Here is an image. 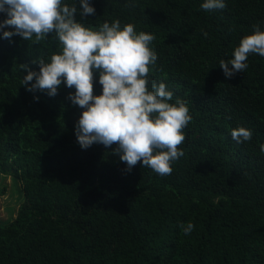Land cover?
Wrapping results in <instances>:
<instances>
[{
  "label": "trees",
  "instance_id": "trees-1",
  "mask_svg": "<svg viewBox=\"0 0 264 264\" xmlns=\"http://www.w3.org/2000/svg\"><path fill=\"white\" fill-rule=\"evenodd\" d=\"M204 2L90 0L95 15L76 16L93 30L119 19L121 29L132 23L155 36L150 78L192 116L168 176L141 163L127 171L116 145L82 149L75 125L83 109L68 99L75 89L62 83L50 97L21 83V64L39 71L33 60L60 52L55 33L34 44L0 30V175L24 196L16 217L0 220V264H264V57L250 54L231 78L219 66L253 25L264 31V0H225L213 11ZM241 126L250 141L232 138ZM189 222L185 235L180 225Z\"/></svg>",
  "mask_w": 264,
  "mask_h": 264
},
{
  "label": "clouds",
  "instance_id": "clouds-1",
  "mask_svg": "<svg viewBox=\"0 0 264 264\" xmlns=\"http://www.w3.org/2000/svg\"><path fill=\"white\" fill-rule=\"evenodd\" d=\"M79 5L63 4L62 0H0V13L6 14L0 20V30L12 29L3 31V38L20 36L38 44L55 33L61 45L50 62L43 58L32 61L39 65V71L20 65L27 70L22 85L29 92H44L50 97L58 94L62 83L74 88L68 99L83 109L75 125L76 140L82 149L93 144L106 148L116 145L113 154L126 163L127 171L141 163L160 176L171 175L172 165L184 156L179 146L185 142L183 129L192 116L185 100L170 103L173 92L150 78V66L155 68L158 59L150 48L155 36L137 33L132 23L121 29L119 19L103 22L99 30L85 27L77 21V14L84 20L94 16L96 9L90 0H79ZM225 7V0H205L201 4L205 11ZM204 35L207 37V33ZM250 54L264 57V31L258 24L253 25L252 34L240 40L232 59L219 61L224 75L231 78L237 72L243 73ZM97 71L102 85L100 95H94ZM252 135L242 126L231 132L237 143L250 141ZM180 227L185 235L194 229L191 222Z\"/></svg>",
  "mask_w": 264,
  "mask_h": 264
},
{
  "label": "rangeland",
  "instance_id": "rangeland-1",
  "mask_svg": "<svg viewBox=\"0 0 264 264\" xmlns=\"http://www.w3.org/2000/svg\"><path fill=\"white\" fill-rule=\"evenodd\" d=\"M22 186L11 176L0 175V220L8 221L17 215L23 202Z\"/></svg>",
  "mask_w": 264,
  "mask_h": 264
}]
</instances>
